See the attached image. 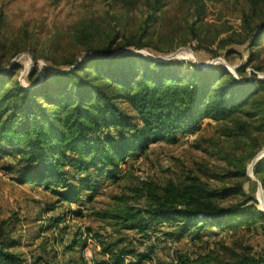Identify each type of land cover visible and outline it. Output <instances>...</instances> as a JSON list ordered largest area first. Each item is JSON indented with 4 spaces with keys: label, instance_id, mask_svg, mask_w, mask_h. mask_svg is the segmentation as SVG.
<instances>
[{
    "label": "rangeland",
    "instance_id": "1",
    "mask_svg": "<svg viewBox=\"0 0 264 264\" xmlns=\"http://www.w3.org/2000/svg\"><path fill=\"white\" fill-rule=\"evenodd\" d=\"M251 1L162 0L154 18L153 0H0V56L5 65L21 63L22 69L15 75L25 86L34 66L43 78V68H66L67 61L86 56L87 44L107 32L139 37L146 29V47L139 50L131 45L126 50L172 62L181 76L193 73L194 67H226L233 73L248 60L251 32L244 14L252 10ZM259 1L257 13L264 14V0ZM260 20L256 18L253 26ZM92 32L96 37H83ZM254 52V62L264 63V38ZM254 62L243 77L251 76ZM256 96L263 98L264 92L260 90ZM221 124L204 118L193 133H178L174 142L161 141L143 153H134L121 164L116 180L94 173L100 182L92 193L82 188L71 202L60 201L45 186L22 183L18 169L25 165L19 157L0 155V241L5 235L20 239L15 250L29 264H94L107 258L100 244L103 240L120 241V248L134 252L125 256L126 264H168L179 255L212 261L233 260L239 255L264 258V218L229 230L207 227L179 237L174 223L161 222L138 231L120 228L108 217L122 208L117 197L123 196L134 206L144 204L134 191L141 180L165 184L188 171L215 187L241 182L245 195H231L221 200L222 205L249 199L251 210L264 213V175L253 170L264 158V133L228 138L222 135ZM227 154H252L246 176L210 178L209 174L224 175L232 168L224 159ZM206 170L208 175L203 174Z\"/></svg>",
    "mask_w": 264,
    "mask_h": 264
},
{
    "label": "trees",
    "instance_id": "2",
    "mask_svg": "<svg viewBox=\"0 0 264 264\" xmlns=\"http://www.w3.org/2000/svg\"><path fill=\"white\" fill-rule=\"evenodd\" d=\"M153 1L151 17L155 18L163 4ZM251 2L252 10L244 14L251 32L248 60L233 73L226 67H194L193 73L181 76L172 62L126 50L131 45L139 50L146 47V29L139 37L107 32L87 44L86 56L67 61L66 68H43V78L34 66L25 86L15 75L22 69L21 63L5 65L0 56V155L19 157L25 165L18 169L22 183L45 186L60 201L71 202L82 188L92 193L100 182L94 173L116 180L121 164L134 153H143L161 141L174 142L178 133H193L201 119L222 122L220 131L228 138L264 133V97L256 96L260 90L264 92V63L254 62V48L264 38V14L257 13L259 0ZM256 18L261 20L253 26ZM93 36L94 32L83 37L89 40ZM252 62L251 76L243 77ZM251 158L252 154H227L224 159L232 168L226 174L207 170L203 174L217 180L245 177ZM253 170L264 175V158ZM140 184L134 191L144 204L134 206L123 196L117 197L121 210L108 214L114 225L145 231L161 222L174 223L182 237L194 230H229L264 218V213L251 210L249 199L222 205L221 200L231 195H245L241 182L215 187L188 171L165 184L153 180ZM3 238L0 264H29L15 250L21 240L9 235ZM119 242H100L107 258L94 264H126L125 256L134 252L120 248ZM168 264H264V258L239 255L233 260L212 261L179 255Z\"/></svg>",
    "mask_w": 264,
    "mask_h": 264
}]
</instances>
